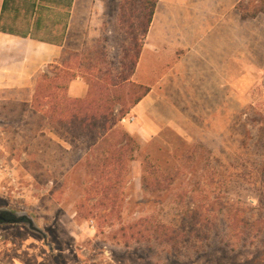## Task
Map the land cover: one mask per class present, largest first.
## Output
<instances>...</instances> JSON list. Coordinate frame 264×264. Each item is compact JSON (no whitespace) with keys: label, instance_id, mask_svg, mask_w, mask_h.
<instances>
[{"label":"rangeland","instance_id":"obj_1","mask_svg":"<svg viewBox=\"0 0 264 264\" xmlns=\"http://www.w3.org/2000/svg\"><path fill=\"white\" fill-rule=\"evenodd\" d=\"M149 1L78 0L99 9L98 30L67 63L92 90L107 73L123 97L104 139L0 111V209L32 220L0 224V264H264V0H236L237 51L250 48L254 73L221 90L229 118L197 142L170 127L145 141L123 125L143 92L126 78Z\"/></svg>","mask_w":264,"mask_h":264},{"label":"crops","instance_id":"obj_2","mask_svg":"<svg viewBox=\"0 0 264 264\" xmlns=\"http://www.w3.org/2000/svg\"><path fill=\"white\" fill-rule=\"evenodd\" d=\"M160 2L156 0L129 79L145 91L122 122L131 135L145 141L165 127L189 142L204 140L218 134L221 114L229 118V108L221 113V90L233 87L237 77L245 80L254 73L250 48L237 51L236 0H166L164 11L159 9ZM3 3L0 0V18ZM99 13L73 0L70 8H54L36 35L0 31V111L22 106L24 116L32 112L51 123L35 104L42 73L53 74L49 66L60 67L61 79L72 75L66 79L67 96L86 98L92 87L67 62L97 32L93 24ZM5 21H11L9 15ZM22 24L19 19L15 28ZM176 92L185 95L180 100L185 108L180 107ZM228 93L224 92L225 106L231 104ZM9 264L23 263L13 257Z\"/></svg>","mask_w":264,"mask_h":264},{"label":"trees","instance_id":"obj_3","mask_svg":"<svg viewBox=\"0 0 264 264\" xmlns=\"http://www.w3.org/2000/svg\"><path fill=\"white\" fill-rule=\"evenodd\" d=\"M149 2L148 12L142 15L146 22L143 35L156 10V0H150ZM72 3L73 0H4L0 18V31L17 33L25 37L36 35L35 31L44 28V24L50 19L54 8L62 6L70 8ZM11 14H13L12 17ZM6 15H9L10 22L5 21ZM19 19L22 20L23 24L21 26L17 25V28H15ZM7 22L9 23L7 24ZM134 65L135 62L132 71H134ZM52 67H54V70H51L52 75L47 72L42 73L40 80H38L35 104L37 108L43 109L49 115L50 128H53V133L57 135L58 128L64 127L71 130V134L77 139L89 140L93 143L99 138L103 137L104 139L115 122L119 121V118L117 121L115 118V105L117 102L123 101V97L119 96L117 92H113L116 83L111 80L107 73H102L103 75H96L93 78L96 90H91L86 98H70L66 94V79H69L72 75H65L61 79L60 67ZM129 79L126 78V80ZM138 87L142 88L139 85ZM144 91L143 89L142 94L130 101L128 111L121 110L122 117L138 103ZM123 135L128 136L129 134L124 133ZM122 154L120 152L119 156ZM11 217L13 218L9 220L10 223L24 222L31 224L32 221L27 215H16L13 212H11Z\"/></svg>","mask_w":264,"mask_h":264},{"label":"flooded vegetation","instance_id":"obj_4","mask_svg":"<svg viewBox=\"0 0 264 264\" xmlns=\"http://www.w3.org/2000/svg\"><path fill=\"white\" fill-rule=\"evenodd\" d=\"M0 215H2L4 218H0V224L2 223H7L10 221L9 220H12L13 217H11V212L8 211V210H4V209H0Z\"/></svg>","mask_w":264,"mask_h":264},{"label":"water","instance_id":"obj_5","mask_svg":"<svg viewBox=\"0 0 264 264\" xmlns=\"http://www.w3.org/2000/svg\"><path fill=\"white\" fill-rule=\"evenodd\" d=\"M0 218H4L2 215H0ZM5 219V218H4Z\"/></svg>","mask_w":264,"mask_h":264},{"label":"built area","instance_id":"obj_6","mask_svg":"<svg viewBox=\"0 0 264 264\" xmlns=\"http://www.w3.org/2000/svg\"><path fill=\"white\" fill-rule=\"evenodd\" d=\"M130 119H133L132 117ZM122 120H125V118H123Z\"/></svg>","mask_w":264,"mask_h":264}]
</instances>
